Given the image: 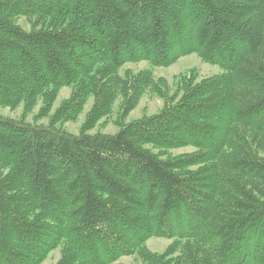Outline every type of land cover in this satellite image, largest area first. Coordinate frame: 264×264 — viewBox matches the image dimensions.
<instances>
[{
	"label": "trees",
	"instance_id": "trees-1",
	"mask_svg": "<svg viewBox=\"0 0 264 264\" xmlns=\"http://www.w3.org/2000/svg\"><path fill=\"white\" fill-rule=\"evenodd\" d=\"M188 55L222 73L120 75ZM147 93L158 113L88 133ZM39 102L46 126L25 121ZM18 108L0 116V264H264V0H0V109Z\"/></svg>",
	"mask_w": 264,
	"mask_h": 264
},
{
	"label": "rangeland",
	"instance_id": "rangeland-1",
	"mask_svg": "<svg viewBox=\"0 0 264 264\" xmlns=\"http://www.w3.org/2000/svg\"><path fill=\"white\" fill-rule=\"evenodd\" d=\"M25 30L28 29V25L20 19L18 22ZM130 71L131 73H138L143 70H149L152 73V76L155 80L162 79L165 80L170 86L174 83L175 79L179 75L187 74L193 72L196 76V80L200 81L203 79H207L213 77L215 75H219L222 73L221 69L216 66H210L203 63L196 55H188L178 59L173 65L166 68H151L148 63L141 62L137 64H127L123 66L120 70V75L123 74L124 71ZM71 90L68 88H63L59 91L56 100L53 104V107L48 114V117L52 115L55 109L58 108L60 103L70 97ZM38 105L33 109L30 114L26 115L25 121L28 123L46 126L48 124V117L46 118H38L39 106ZM92 105V100L90 99L84 106L82 112L78 115L76 120L66 122L62 125L65 131L68 133L77 135L80 129L84 128L85 118L87 113L90 110ZM117 105L118 102L114 105L112 114L109 117L102 118L95 126H92L88 130L89 134H107L112 135L117 132L119 127L124 124L131 123L133 121L139 120L142 117H149L155 115L160 111L163 107V101L160 98L152 96L151 94L144 95L137 106L128 114V116L118 121L117 117ZM23 110L22 108H18L17 110L10 111L8 109H0V116L19 120L22 117ZM194 150L192 148H184L175 150L172 152L174 156H179L183 154H190ZM264 157V154H262ZM171 241L166 239H158L151 238L146 242V247L152 253L162 254L165 249L170 245ZM59 259V250H55L50 253L43 264H55ZM116 264H141L140 261L136 257H124L121 258Z\"/></svg>",
	"mask_w": 264,
	"mask_h": 264
}]
</instances>
